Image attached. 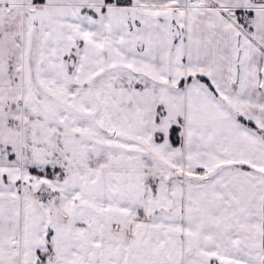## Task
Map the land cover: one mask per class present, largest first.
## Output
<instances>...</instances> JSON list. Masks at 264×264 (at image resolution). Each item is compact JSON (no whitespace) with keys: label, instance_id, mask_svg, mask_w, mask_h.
Returning a JSON list of instances; mask_svg holds the SVG:
<instances>
[{"label":"snow or ice","instance_id":"obj_1","mask_svg":"<svg viewBox=\"0 0 264 264\" xmlns=\"http://www.w3.org/2000/svg\"><path fill=\"white\" fill-rule=\"evenodd\" d=\"M0 264H264V0H0Z\"/></svg>","mask_w":264,"mask_h":264}]
</instances>
